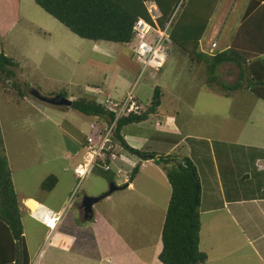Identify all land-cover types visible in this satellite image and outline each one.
I'll list each match as a JSON object with an SVG mask.
<instances>
[{
    "label": "rangeland",
    "instance_id": "rangeland-1",
    "mask_svg": "<svg viewBox=\"0 0 264 264\" xmlns=\"http://www.w3.org/2000/svg\"><path fill=\"white\" fill-rule=\"evenodd\" d=\"M249 1H220L206 30L202 50L211 52L210 45L214 40L218 41L220 34L217 51L228 47L233 29ZM223 5V14L226 12L228 16L221 15L213 31L212 23L221 13ZM5 25L0 20L3 29ZM4 31L8 32L0 39V51L15 60L17 66L13 69L24 85L19 93L10 86L5 92L0 85V126L5 155L21 202L24 235L32 261L41 257L52 240L43 242L46 229L26 212L23 205L26 197L65 206L60 229L66 231L74 228L71 218L74 214L78 217L77 206L83 205L87 197L107 193L110 182L123 187L129 180L128 175L118 172L119 166L111 163V173L105 174L96 169L76 186L74 170L82 161L87 137L94 133L93 125L99 126L98 118L85 116L72 107L48 103L42 97L52 98L65 93L73 100L87 97L101 102L107 95L123 100L133 90L138 99L147 103L153 97L155 86H160L162 99L159 113L175 117L184 131L196 133L208 129L212 135L215 131L216 135L223 134L234 142L241 129L248 125L243 143L257 140L255 133L248 131L252 128L249 124L258 122L255 115L259 108L264 115V103L252 95H247V99H239L236 95L225 97L215 88L208 87L201 79V72L174 47L161 69L149 68L140 75V67L131 56L130 45L81 38L34 0H20L17 23ZM152 38L150 36L147 40ZM218 73L223 82L233 83L236 79L233 64H222ZM156 123L155 118H150L121 129L122 134L133 130L132 133L141 137L136 142L140 150L156 152L159 160L166 150L157 144L167 141V137L157 132ZM261 134L263 138L264 132ZM145 138L149 142L146 140V143ZM117 153L121 157L126 154L120 147ZM123 159L128 165L132 164L130 159ZM139 172L131 187L116 190L108 199L94 205L96 223L90 220L76 233L68 231L76 238L74 248L69 246L66 250L71 258H76L72 264H83L86 261L84 255L96 258L98 241L102 242L107 235L110 240L101 244L103 249L110 246V241L129 248L133 244L154 245L157 242L172 187L162 163L147 159ZM51 174L58 181L51 191H46L42 182ZM251 193L248 191L244 195ZM226 236L231 245L235 244V250L246 247L242 236L235 231ZM237 255L232 253L225 261L235 264L232 258Z\"/></svg>",
    "mask_w": 264,
    "mask_h": 264
},
{
    "label": "trees",
    "instance_id": "trees-1",
    "mask_svg": "<svg viewBox=\"0 0 264 264\" xmlns=\"http://www.w3.org/2000/svg\"><path fill=\"white\" fill-rule=\"evenodd\" d=\"M34 1L81 38L125 45L133 40V28L139 18L153 23L147 3L154 1L161 13L157 19L159 26L163 28L170 21L168 29L174 43L172 47L178 49L196 70L201 72V79L208 87L215 88L225 97L246 92L264 102V11L259 10H264V0H250L231 44L226 49L217 51L219 36L217 47L211 52L202 50L201 44L220 0ZM19 8L20 0H0V20L6 23L4 29L0 26V39L8 32L4 31L5 29L17 23ZM225 63L233 64L236 68V79L233 83L220 80L218 68ZM15 66V60L1 50L0 85L5 92L9 91L6 90L8 86L18 93L23 90L24 84L18 80L13 69ZM60 94L67 96L65 93ZM161 99L162 89L155 86L149 106L139 114L131 113L120 118L113 137L128 154L144 160L153 159L156 163L164 165L172 190L161 231L160 261L163 264H206L208 256L199 248L202 187L196 165L190 158H179L174 154L164 153L163 157L157 160L156 152H145L131 147L122 134V127L144 122L151 114H159ZM71 107L85 116L98 118V123H102L99 124L98 130L93 127L94 136L98 135L104 123H109L115 116L114 110L94 98L74 99ZM140 165L139 160L131 170L127 185L139 173ZM96 169L98 166L93 168L92 172ZM76 180L78 182L79 177H76ZM57 181L56 176L51 174L42 182V188L51 191ZM0 264H31L21 220L20 201L5 155L1 126Z\"/></svg>",
    "mask_w": 264,
    "mask_h": 264
},
{
    "label": "crops",
    "instance_id": "crops-1",
    "mask_svg": "<svg viewBox=\"0 0 264 264\" xmlns=\"http://www.w3.org/2000/svg\"><path fill=\"white\" fill-rule=\"evenodd\" d=\"M221 9V13H218L212 23L211 30L213 31L220 22L221 15H226V12L223 14L224 5ZM259 10L260 12L264 11L261 8ZM244 13L240 21L235 25L232 37L242 23ZM131 56L133 57V55ZM247 95L252 94L246 92L236 94L239 99H247ZM110 98L114 99L111 96ZM255 116L258 122L256 124H249L250 126L252 125V128L248 131L255 133L257 140L251 141V143H243L242 141L244 140L243 135L248 125L241 129L236 140L232 142L228 137L222 136L223 134L216 135L215 131L212 135V131H208V129H202L196 133L190 130L184 131L177 123V119L168 113L151 114L148 117V119L155 118L157 121L156 128L159 130L157 132L167 137V141H160L157 145L165 149L166 154H174L179 158H190L198 169L202 187L201 204L199 207L201 220L199 248L208 256L206 264H231L225 260L232 253L238 254L232 258L235 264H264V135L262 138L261 134L264 132V115L261 113V108H259V112ZM99 124L102 123L99 122ZM132 131L123 133V137L131 147L140 150V145L136 142H139L141 137L135 135ZM214 135L217 136L216 141L214 140ZM146 140L145 138V142ZM122 149L121 147V151L126 153L123 154V157L128 160L130 159L132 162V164L128 165L125 162L126 160L120 156L119 162L125 168L132 170L139 160L141 165L147 162V159L144 161V159L133 154L130 155ZM102 172L111 173V170ZM132 182L128 185L126 184L127 188L133 185ZM248 191L253 193L244 195ZM112 194L105 196L101 200L108 199ZM95 196L101 195L95 194ZM28 198L54 210L60 215V220L53 230L47 228L38 217L30 212L25 204ZM110 200L106 201V204ZM95 204H93L92 209ZM23 205L29 216L46 229L43 242L46 243L48 239L52 240L48 243L41 257L32 261L30 248L24 235L31 264H72V261L76 258H71L69 251L66 252V250L69 249V246L74 248L76 238L69 232L76 233L77 229L84 227L85 225L83 224L90 220H94L96 223V211H94V215L91 218H86L80 205L77 206L76 214L78 217L74 214V217L71 218V224L74 228L65 231L60 229L65 214V206H60L59 204L50 205L42 199L31 196L24 199ZM20 209L22 212L21 202ZM65 224L67 226L70 225L69 222H65ZM56 231L58 234L55 235ZM234 231L242 236L246 244V247L241 250H235V244L231 245L226 236ZM107 240H110L108 235L101 240L102 242L98 241V256L91 258L84 255L83 257L86 261L83 264H163L159 259V254L162 250L161 235L154 245L151 243L149 245L133 244L130 248L110 241V246L103 249L101 244ZM36 256L35 254L34 258Z\"/></svg>",
    "mask_w": 264,
    "mask_h": 264
},
{
    "label": "built area",
    "instance_id": "built-area-1",
    "mask_svg": "<svg viewBox=\"0 0 264 264\" xmlns=\"http://www.w3.org/2000/svg\"><path fill=\"white\" fill-rule=\"evenodd\" d=\"M147 9L153 23L142 17L139 18L133 28L134 39L129 43L136 61L141 66L140 75L149 68L156 70L162 67L173 46V41L168 29L170 21L163 28L159 26L157 19L161 16V13L154 1L147 3ZM150 36L153 37L152 40H147ZM215 47H217L216 40L210 45L212 51ZM103 104L114 110L115 116L109 123L103 124L97 136L92 134L87 137L84 144L85 153L83 154L82 161L74 170L76 177H79L76 186L80 185L83 179H85L96 166L102 170L110 171L111 169L109 168L112 163L115 166H119V173L128 176L131 173V170H127L125 166L119 162L120 156L117 150L120 145L114 140L113 134L120 118L131 113L139 114L148 107V104L140 102L133 90L129 91L123 100H114L108 97ZM93 127L97 130L100 128L95 125H93ZM44 211V216L42 215L41 220L46 223V225H50L49 222H46L43 218H52L56 213L49 208H46Z\"/></svg>",
    "mask_w": 264,
    "mask_h": 264
},
{
    "label": "water",
    "instance_id": "water-1",
    "mask_svg": "<svg viewBox=\"0 0 264 264\" xmlns=\"http://www.w3.org/2000/svg\"><path fill=\"white\" fill-rule=\"evenodd\" d=\"M41 98V96H39ZM42 99L48 103L54 104V105H59V106H65V107H71L73 100L69 97H66L62 94H57L56 96H53L52 98H47V97H42ZM127 188V186L119 187L114 183L110 184V189L107 193L101 196H92V197H87L84 201L83 210L86 214V218H91L93 215V209L92 206L96 202L100 201L102 198L105 196L110 195L116 190Z\"/></svg>",
    "mask_w": 264,
    "mask_h": 264
},
{
    "label": "bare ground",
    "instance_id": "bare-ground-1",
    "mask_svg": "<svg viewBox=\"0 0 264 264\" xmlns=\"http://www.w3.org/2000/svg\"><path fill=\"white\" fill-rule=\"evenodd\" d=\"M25 204L29 208V210L32 214H34L38 218H40V217L42 218V215L45 212L44 206H42L40 203L36 202L35 200L29 199V198H28V200L25 201ZM58 217H59V214H57L54 218L46 217L43 219L46 220V222H49L50 225H53V224H55Z\"/></svg>",
    "mask_w": 264,
    "mask_h": 264
},
{
    "label": "clouds",
    "instance_id": "clouds-1",
    "mask_svg": "<svg viewBox=\"0 0 264 264\" xmlns=\"http://www.w3.org/2000/svg\"><path fill=\"white\" fill-rule=\"evenodd\" d=\"M134 39V38H133ZM133 41V40H132ZM174 44V43H173ZM129 45V44H128ZM131 52H132V55H133V51H132V49H131ZM133 58L135 59V57H134V55H133ZM135 61H136V59H135ZM137 62V61H136ZM137 64L139 65V63L137 62ZM139 67H140V72H141V66L139 65ZM162 67H160L159 69H161ZM159 69H157V70H159ZM70 98V97H69ZM108 98V97H107ZM107 98H105L102 102H104ZM140 102H142L140 99H138ZM143 103V102H142ZM144 104H148V106H149V104H150V102H147V103H144ZM75 172V171H74ZM75 175H76V173H75ZM130 175H131V173L129 174V179H130ZM129 182V180L127 181V183ZM126 183V184H127ZM45 209L46 208H48V207H44ZM50 209V208H49ZM52 210V209H51ZM54 211V210H53ZM55 212V211H54ZM56 214H55V216L58 214L57 212H55ZM54 216V217H55ZM54 217H52V218H54ZM41 222H42V220H41V217L40 218H38ZM60 220V215H59V218L56 220V222H55V225L54 226H50V225H46V223H44V222H42L44 225H46L47 226V228H49V229H54L55 228V226H56V224H57V222Z\"/></svg>",
    "mask_w": 264,
    "mask_h": 264
},
{
    "label": "flooded vegetation",
    "instance_id": "flooded-vegetation-1",
    "mask_svg": "<svg viewBox=\"0 0 264 264\" xmlns=\"http://www.w3.org/2000/svg\"><path fill=\"white\" fill-rule=\"evenodd\" d=\"M80 207H81V209L83 210V206H82V205H80ZM83 212H84V210H83ZM84 214H85V212H84ZM85 217H86V214H85Z\"/></svg>",
    "mask_w": 264,
    "mask_h": 264
}]
</instances>
